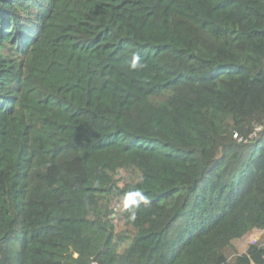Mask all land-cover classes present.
Here are the masks:
<instances>
[{"label":"trees","instance_id":"trees-1","mask_svg":"<svg viewBox=\"0 0 264 264\" xmlns=\"http://www.w3.org/2000/svg\"><path fill=\"white\" fill-rule=\"evenodd\" d=\"M253 230L264 0H0V264H264Z\"/></svg>","mask_w":264,"mask_h":264},{"label":"rangeland","instance_id":"rangeland-1","mask_svg":"<svg viewBox=\"0 0 264 264\" xmlns=\"http://www.w3.org/2000/svg\"><path fill=\"white\" fill-rule=\"evenodd\" d=\"M263 233L264 231L262 230H253L252 232L244 236L240 241L236 243L239 251H243L249 243H253V238H256L257 241L261 239Z\"/></svg>","mask_w":264,"mask_h":264},{"label":"built area","instance_id":"built-area-1","mask_svg":"<svg viewBox=\"0 0 264 264\" xmlns=\"http://www.w3.org/2000/svg\"><path fill=\"white\" fill-rule=\"evenodd\" d=\"M234 137H236V134L234 135ZM256 241V238H253V241L252 242H255ZM77 256V254H74V257H76ZM89 264H97V262L95 261V260H90L89 261Z\"/></svg>","mask_w":264,"mask_h":264}]
</instances>
